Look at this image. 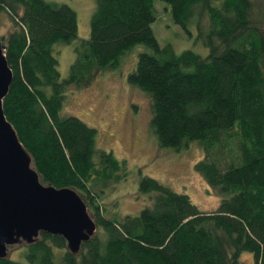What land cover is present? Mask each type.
Segmentation results:
<instances>
[{"label": "trees", "instance_id": "16d2710c", "mask_svg": "<svg viewBox=\"0 0 264 264\" xmlns=\"http://www.w3.org/2000/svg\"><path fill=\"white\" fill-rule=\"evenodd\" d=\"M154 1L95 0L90 34L74 45L61 78L55 46L77 38L75 11L45 0H0V14L12 24L0 37L12 71L4 114L41 182L76 190L97 223L77 254L61 236L41 232L40 241L26 245L27 264H240L245 252L264 264V33L251 18V0H162L190 36L195 21L204 57L158 43ZM138 44L148 50L138 54L127 81L150 97L157 146L203 148L195 169L220 198L215 210L201 211L187 194L147 175L138 191L149 204L137 215L109 218L99 209L104 186L126 180L125 163L96 148L95 128L61 110L71 86L117 69ZM222 138L234 140L236 151L224 167L214 150Z\"/></svg>", "mask_w": 264, "mask_h": 264}, {"label": "rangeland", "instance_id": "374dc122", "mask_svg": "<svg viewBox=\"0 0 264 264\" xmlns=\"http://www.w3.org/2000/svg\"><path fill=\"white\" fill-rule=\"evenodd\" d=\"M45 1L67 4L77 15V38L71 43H57L55 46L59 73L61 78H66L70 64L74 60V45L79 39L88 38L90 34V18L95 0ZM154 7L156 18L151 28L161 46L169 43L178 53L191 49L202 57L207 55L208 49L201 41L196 40L194 20L189 26L192 33L190 36L174 22L168 4L162 0H155ZM251 18L264 33V0H251ZM11 28L12 24L7 15L0 14V37ZM131 50L132 52L121 60L117 69L100 72L87 85L71 86L67 101L61 110L62 115L76 116L95 128L96 148L111 151L119 162L125 163L126 180L110 181L104 186L99 209L109 218L126 214L137 215L146 204H149L148 196L138 191L139 179L147 175L176 192L187 194L201 211L215 210L220 198L207 190L203 177L195 169V164L204 156L203 148L197 142H191L178 150L157 146L150 125V97L127 81V75L138 54L147 51L148 48L138 44ZM222 146H226L228 151L225 149L223 152ZM214 150L218 154L219 165L224 167L231 161L230 154L236 153L235 142L234 140L228 142L227 138H222L220 147H214ZM88 210L92 213V209L88 207ZM26 248V245L14 247L9 258L27 264ZM55 251L60 254L63 250ZM240 264L255 262L252 255L245 252L240 255Z\"/></svg>", "mask_w": 264, "mask_h": 264}, {"label": "water", "instance_id": "95a60500", "mask_svg": "<svg viewBox=\"0 0 264 264\" xmlns=\"http://www.w3.org/2000/svg\"><path fill=\"white\" fill-rule=\"evenodd\" d=\"M11 80L0 41V259L9 258L16 246L40 241L41 232L61 236L66 249L77 254L81 244L95 235L97 223L76 190L41 182L30 153L3 111Z\"/></svg>", "mask_w": 264, "mask_h": 264}]
</instances>
